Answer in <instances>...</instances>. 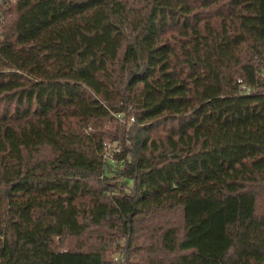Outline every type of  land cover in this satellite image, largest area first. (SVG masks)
<instances>
[{
	"label": "trees",
	"instance_id": "1",
	"mask_svg": "<svg viewBox=\"0 0 264 264\" xmlns=\"http://www.w3.org/2000/svg\"><path fill=\"white\" fill-rule=\"evenodd\" d=\"M263 72L264 0H15L0 264H264Z\"/></svg>",
	"mask_w": 264,
	"mask_h": 264
},
{
	"label": "rangeland",
	"instance_id": "2",
	"mask_svg": "<svg viewBox=\"0 0 264 264\" xmlns=\"http://www.w3.org/2000/svg\"><path fill=\"white\" fill-rule=\"evenodd\" d=\"M122 117H123L122 114H120V115L118 114V116L116 117L118 119H116V120L120 121V119ZM131 121H132L131 118H129V122H131ZM111 123H112V121H111ZM111 123L109 121L106 122L107 127H110ZM107 127H105V128H107ZM105 141L110 144V151L112 153H114V158H115L116 154L122 153L123 145H122L119 138H114V139H108L107 138V139H105ZM121 167H123V162L121 159H117L114 162L105 164V169H104V173H103V180L108 184L115 185L113 188L114 192L115 191L118 192L119 190L122 189V187L124 188V190H128V188H130L132 185L131 180L124 179L121 175H119L118 171H119V169H121ZM109 220H111V218H109ZM109 237H111V236L109 235ZM76 241H79V239L77 240L75 238H70L69 244H67V245L70 247H74L76 245ZM121 243H123V241ZM120 252H121L120 249L116 250V247L112 245L110 247L109 255L113 256L114 258H117L120 255Z\"/></svg>",
	"mask_w": 264,
	"mask_h": 264
},
{
	"label": "built area",
	"instance_id": "3",
	"mask_svg": "<svg viewBox=\"0 0 264 264\" xmlns=\"http://www.w3.org/2000/svg\"><path fill=\"white\" fill-rule=\"evenodd\" d=\"M15 0H0V43L3 39V24L5 23L7 17L9 8L11 6V3H13ZM120 115V114H119ZM118 116V114H117ZM133 121V118H131ZM101 156L103 161L106 163L114 162L116 157L114 158V153L110 151V144L106 141L103 143V148L101 152ZM102 177V176H101Z\"/></svg>",
	"mask_w": 264,
	"mask_h": 264
}]
</instances>
